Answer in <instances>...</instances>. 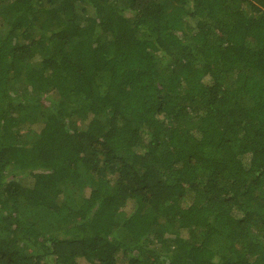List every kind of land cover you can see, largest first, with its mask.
Wrapping results in <instances>:
<instances>
[{"label": "trees", "instance_id": "obj_1", "mask_svg": "<svg viewBox=\"0 0 264 264\" xmlns=\"http://www.w3.org/2000/svg\"><path fill=\"white\" fill-rule=\"evenodd\" d=\"M0 4V264H264V0Z\"/></svg>", "mask_w": 264, "mask_h": 264}, {"label": "rangeland", "instance_id": "obj_2", "mask_svg": "<svg viewBox=\"0 0 264 264\" xmlns=\"http://www.w3.org/2000/svg\"><path fill=\"white\" fill-rule=\"evenodd\" d=\"M1 6H2V5L0 4V7H1ZM1 21H2V20L0 19V34L3 35V33H4L5 30H6V27H5L4 23H2Z\"/></svg>", "mask_w": 264, "mask_h": 264}]
</instances>
